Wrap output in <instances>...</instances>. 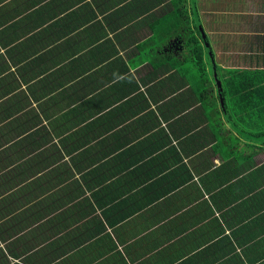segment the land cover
Masks as SVG:
<instances>
[{
  "label": "crops",
  "instance_id": "1",
  "mask_svg": "<svg viewBox=\"0 0 264 264\" xmlns=\"http://www.w3.org/2000/svg\"><path fill=\"white\" fill-rule=\"evenodd\" d=\"M175 4L264 71V0H0V264H264V134L157 72Z\"/></svg>",
  "mask_w": 264,
  "mask_h": 264
},
{
  "label": "trees",
  "instance_id": "2",
  "mask_svg": "<svg viewBox=\"0 0 264 264\" xmlns=\"http://www.w3.org/2000/svg\"><path fill=\"white\" fill-rule=\"evenodd\" d=\"M182 13V8L175 4L171 14L173 16L172 24L174 28H177L180 26V24H186L185 30H182L181 34L188 33V36L185 38V42H183L182 35H178L175 38L174 43L178 44L179 42V44H183L186 47L185 49L187 54H185V58L189 63V69L192 68V70H194L199 76V82L195 84L194 81L191 92L195 93L196 100L200 104V107L204 108L206 112L207 110L213 111L212 115L214 122L211 121L209 126L210 128L212 127V132L214 130L218 131L220 129L221 123L219 118L221 113H219V111L215 112L213 109V107L217 108V105H220L218 108L228 112L231 119H233V115H236L239 109L243 111L250 109L251 112L249 113L248 119H244L238 114L239 116L233 119V124L246 130L249 125L248 121H250L251 124L255 125L256 128L261 129L260 131H262V134H264V71L247 72L243 69L233 70L227 68L221 72L214 60V54L211 51V45L208 43V37L206 36L205 42L208 43L209 46L206 48L203 40H200L201 35L198 29V24L193 22L195 21L193 18L197 14L196 7H193L188 17L184 16V18H182ZM190 23H192L191 26ZM208 50L211 51V56H209L207 52ZM163 67H159L157 72H166L170 74L168 77H172L174 75L181 76V74L184 76L181 68L178 67L177 64L173 63L169 66L170 68L167 69H162ZM214 71L216 73L221 72L222 76L221 80H215L217 83L219 82V96L221 100H218L217 96L211 95L212 88L217 87V83L213 78ZM217 78L219 79L218 75ZM219 101H221L222 104H219ZM206 116L208 118L210 114L208 113ZM229 117H227L228 120ZM215 121H217L218 126H216L217 124ZM220 131L222 130L220 129ZM238 133L243 134L241 129L238 130ZM221 138H223V135ZM217 140V142H219V139ZM18 245L20 246L21 250L24 249V246L21 244Z\"/></svg>",
  "mask_w": 264,
  "mask_h": 264
},
{
  "label": "rangeland",
  "instance_id": "3",
  "mask_svg": "<svg viewBox=\"0 0 264 264\" xmlns=\"http://www.w3.org/2000/svg\"><path fill=\"white\" fill-rule=\"evenodd\" d=\"M197 23V22H196ZM199 25V24H198ZM204 26V25H203ZM185 27H186V24H180V26H178L177 28H174L172 33L174 32V35L175 38L178 36V35H182L183 37V42H185V38L188 36V33L186 34H181V31L182 30H185ZM197 27V26H196ZM205 28V27H204ZM198 29H199V26H198ZM199 31H201L199 29ZM179 33V34H178ZM208 36V35H207ZM201 40V38H200ZM208 40L210 41V38L208 36ZM210 44H211V41H210ZM212 46V44H211ZM214 46V44H213ZM186 48V47H185ZM209 54V53H208ZM214 54V53H213ZM210 56V55H209ZM181 60L183 61L182 65H181V70L182 72L185 74L187 80L193 84L194 83V80H199V76L196 74V72L194 70L189 69V63L188 61L186 60L185 58V55L182 56ZM221 63L224 65V66H230L231 64H233L232 61H229L228 59L224 58L223 60H221Z\"/></svg>",
  "mask_w": 264,
  "mask_h": 264
},
{
  "label": "water",
  "instance_id": "4",
  "mask_svg": "<svg viewBox=\"0 0 264 264\" xmlns=\"http://www.w3.org/2000/svg\"><path fill=\"white\" fill-rule=\"evenodd\" d=\"M199 29L201 30V31H200L201 38H202V40H203V42L205 43V46H206V48H207L209 45H208V43L205 42V41H206V35H205V33L202 31L201 26H199ZM207 52H208L209 55L211 56V51L208 50ZM218 86H219V82H218Z\"/></svg>",
  "mask_w": 264,
  "mask_h": 264
},
{
  "label": "clouds",
  "instance_id": "5",
  "mask_svg": "<svg viewBox=\"0 0 264 264\" xmlns=\"http://www.w3.org/2000/svg\"><path fill=\"white\" fill-rule=\"evenodd\" d=\"M212 51V50H211Z\"/></svg>",
  "mask_w": 264,
  "mask_h": 264
}]
</instances>
